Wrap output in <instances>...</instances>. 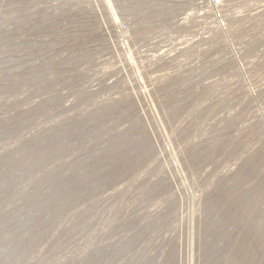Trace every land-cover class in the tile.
Returning a JSON list of instances; mask_svg holds the SVG:
<instances>
[{"label":"rangeland","instance_id":"374dc122","mask_svg":"<svg viewBox=\"0 0 264 264\" xmlns=\"http://www.w3.org/2000/svg\"><path fill=\"white\" fill-rule=\"evenodd\" d=\"M0 264H264V0H0Z\"/></svg>","mask_w":264,"mask_h":264}]
</instances>
